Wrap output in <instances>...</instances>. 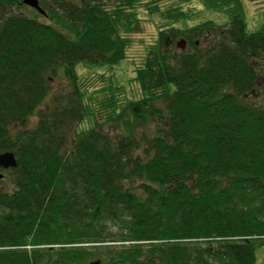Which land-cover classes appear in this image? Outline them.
<instances>
[{
  "label": "trees",
  "instance_id": "16d2710c",
  "mask_svg": "<svg viewBox=\"0 0 264 264\" xmlns=\"http://www.w3.org/2000/svg\"><path fill=\"white\" fill-rule=\"evenodd\" d=\"M38 1L69 30L13 11L0 22V152L17 160L0 168L12 182L0 189V264H255L264 108L248 97L264 77V22L250 31L242 0H200L225 26L179 28L184 13L160 12L168 24H156V43L135 68L144 98L78 131L89 113L75 65L121 61L117 24L128 30L124 10L137 0ZM15 2L0 0L8 10ZM178 35L190 50L171 47ZM47 76L73 90L53 93L28 128L51 90ZM105 122L120 123L122 135Z\"/></svg>",
  "mask_w": 264,
  "mask_h": 264
},
{
  "label": "rangeland",
  "instance_id": "374dc122",
  "mask_svg": "<svg viewBox=\"0 0 264 264\" xmlns=\"http://www.w3.org/2000/svg\"><path fill=\"white\" fill-rule=\"evenodd\" d=\"M16 1L15 5H12L11 10L0 4V22L3 21L8 11H13L52 25L64 33H67L69 30V27L64 28L65 30L62 29L61 25L56 22L54 15L49 16L52 13L45 16L33 7L23 4L22 0ZM242 3L244 8H246L247 28L253 31L264 22V0H242ZM43 8L45 9V7ZM124 11L126 19L130 20V25H128V30H126L121 22L117 24L119 31L126 37L124 57L121 61L112 68L97 66L90 62H80L75 65L76 76L74 82L78 84V87L85 93V96L87 95L85 102L88 105L89 113L86 119L77 126L78 131L86 129L88 126H93L96 120L102 122L108 113L118 115L128 106L127 104L130 101L140 100L143 97L139 83L134 77L135 68L143 64L150 48L156 43V36L158 35L156 24L162 22L161 27L168 24L166 20L158 16L160 12L161 15L162 11H167L173 15L178 13L180 16L184 13L183 17H188L189 20H181L175 23L179 28H185L184 25H196L207 20H212L219 26H225V23H227V17L222 12L207 9L200 0H137L133 6H127ZM1 15L3 16L1 17ZM172 19L175 20L176 18L172 17ZM212 37L209 36L208 38H201L196 41L200 45H206L207 41H210ZM182 42L184 45L180 47ZM171 47L178 51H188L191 47L190 40L183 35H178L173 39ZM48 76L46 77V81L48 83L49 80L51 90L39 106H37L33 114L29 116L27 121L28 128H34L37 124L40 109H49L52 104L53 93H66L73 90L72 86L65 80L59 77L50 79ZM248 100L264 108V77L260 76L257 79V88L253 94H250ZM152 126L138 127L137 133L148 135ZM101 128H104L106 132H114V134L119 136L122 135V125L120 123L105 122ZM142 148H145L144 144L141 145L140 150ZM0 171L5 173V179L0 182V189H11V171H2V169ZM112 231L115 232L116 229ZM88 261L90 263L92 260ZM255 264H264V245L256 247Z\"/></svg>",
  "mask_w": 264,
  "mask_h": 264
},
{
  "label": "water",
  "instance_id": "95a60500",
  "mask_svg": "<svg viewBox=\"0 0 264 264\" xmlns=\"http://www.w3.org/2000/svg\"><path fill=\"white\" fill-rule=\"evenodd\" d=\"M24 4H27L31 7H34L38 12L45 14V11L40 7L38 0H23ZM184 43L180 45L182 47ZM17 164V160L13 151H4L0 152V167L4 169L14 168ZM3 174L0 173V178H2ZM100 259L94 260L89 264H99Z\"/></svg>",
  "mask_w": 264,
  "mask_h": 264
},
{
  "label": "bare ground",
  "instance_id": "6f19581e",
  "mask_svg": "<svg viewBox=\"0 0 264 264\" xmlns=\"http://www.w3.org/2000/svg\"><path fill=\"white\" fill-rule=\"evenodd\" d=\"M1 168V167H0ZM2 169H4V168H2ZM10 169V168H9ZM1 173V172H0Z\"/></svg>",
  "mask_w": 264,
  "mask_h": 264
}]
</instances>
